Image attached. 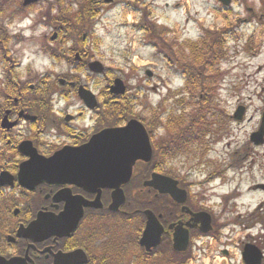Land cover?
Here are the masks:
<instances>
[{
	"label": "flooded vegetation",
	"instance_id": "af4514ba",
	"mask_svg": "<svg viewBox=\"0 0 264 264\" xmlns=\"http://www.w3.org/2000/svg\"><path fill=\"white\" fill-rule=\"evenodd\" d=\"M129 1L131 0H81L80 5L87 18V21L82 18V22L96 26L120 6L128 9ZM230 1L232 3L225 6V10H231L232 5L241 0ZM47 2L48 0H43L40 5H33L36 11L39 9L43 12L40 23L39 16L34 20L45 27L50 23L49 26L52 27L55 25L54 9L42 8ZM255 7L258 9L256 3L254 7L244 3V8L250 11L255 10ZM5 10V7H1L0 13ZM148 10L149 6L146 4V11ZM46 11H50V14ZM63 23L66 26L72 25L68 18H64ZM11 33H15L13 28ZM22 38L19 35L16 39L11 37L8 42L0 40V141L3 145L0 146V264H5V260L18 264H76V261L63 260L64 257L71 256H75L79 264H264V140L255 144L252 139V133L262 125L264 109L259 112L258 119L256 117L254 129L239 137L238 147L233 152L231 143L226 145L228 152L226 164L223 165L224 174L208 176V183L220 179L218 187L225 190L221 200L214 198L217 196L216 186L213 184L210 186L213 193L208 190L211 196L205 199V194L198 193L196 184L187 175L186 179L178 173L175 161L186 147L183 148L182 135L176 141L166 136L164 116L154 119L150 117L152 121H149L142 116L126 114L129 110L125 101L127 99L113 96L114 100L111 98L110 103L114 107H125L122 112L126 115H116V118L119 117L117 122L116 118L111 123L103 122L104 117H101L99 107L103 99V102L109 101L105 100L100 90L88 83L92 82L97 86L99 77L85 73L86 83L72 74L69 75L72 79L60 77L59 88H55L52 81L54 75L48 70L41 71L39 75L38 51L31 53L27 50V46L21 45ZM26 39L33 43L31 36ZM5 45L7 48H4ZM49 46L47 43L41 51L46 57L53 56V52H46ZM82 59L83 57L80 58ZM116 78L117 75H106L108 85H112ZM63 79L64 83L61 82ZM142 84L137 80L136 86L134 85L136 90ZM80 85L92 89L96 94V106H87L81 100ZM67 90L78 93L77 97L85 109L83 120L82 110L73 115L55 108L60 103L58 96L66 102ZM246 107L248 112V106ZM86 113H89L88 117ZM133 118L140 119L147 126L154 156L161 153V157L157 165L140 161L136 163L130 180L122 186L126 198L121 206L117 210L110 209L113 189H102V206L84 207L83 216L73 232L64 236H44L39 231L40 235L35 237L20 236V227L31 224L40 210L59 213L65 206L63 201H54V195L65 186L39 184L28 191L19 185L18 168L29 158L26 154L35 147L42 155L49 156L64 147L82 146L102 129L125 125ZM5 119L7 121L3 126ZM230 119V115L224 117V124L227 125ZM253 121V116H246L239 123ZM10 123H14V127L9 128ZM160 139L162 141L159 145L157 140ZM41 141L45 145H51V149L42 150ZM23 144L26 145L21 147ZM7 172L14 175L13 180L6 176ZM154 172L178 180L181 192L171 183L169 188L168 182L164 180L156 182L159 184L158 189L146 186V181L151 179ZM228 172L233 175L238 173V185H231ZM225 173L228 180L221 184ZM70 187L73 194L82 195L90 201L97 195L74 185ZM31 192L34 195L28 197ZM23 196L29 199L28 205L19 201ZM67 198L70 199L71 196L67 195ZM231 206L234 209L238 207V212L227 210ZM147 210L156 214L162 226L160 243L152 253L146 252V239L142 242L148 221ZM204 214H208L209 226ZM204 224L206 230L201 228ZM181 238L188 239L185 252L174 248L176 239Z\"/></svg>",
	"mask_w": 264,
	"mask_h": 264
},
{
	"label": "rangeland",
	"instance_id": "374dc122",
	"mask_svg": "<svg viewBox=\"0 0 264 264\" xmlns=\"http://www.w3.org/2000/svg\"><path fill=\"white\" fill-rule=\"evenodd\" d=\"M139 1V5L148 4L151 9V17L160 25L168 27L170 31V40L176 42H182L186 38L196 39L202 34L205 28L225 29L230 28V22L236 24L238 20L241 21L240 23H237V33H235L231 26V42L226 44V46L232 45L228 57L225 58L223 56V59L220 58L217 62V66L222 71L219 80V106L226 113L232 115L240 103L247 104L249 106V115L247 116H253L255 121L240 124L228 120L227 125H225L224 122L221 121V117L213 116L210 120L207 118L206 120L207 122L209 121L210 127L208 129L212 132V135L203 142L202 146L201 144L198 146L196 145V148L189 150L182 157L179 156L175 161L178 173L185 178L187 175L189 180L196 184L195 189L199 194H205V199L209 198L211 195L208 193V190L212 192L210 186L213 184L216 186L215 195L217 196L214 198L217 201H220V198L225 192L223 187H218L220 179L217 178L214 183H208L206 182L208 176L213 175L212 173L224 174L223 165L226 164L225 157L226 152H228V149L226 148L228 146L226 145L231 143L233 152V150L238 147L237 142L240 139L239 137H242V134H245V132L249 133L254 129L259 112L264 109V0L237 1L232 5L231 10H225L221 5L219 6L217 0ZM245 1L251 6H254V3H256L257 7L261 8V10L256 9V11H247L244 8ZM8 2L9 4L14 5L19 4V0L6 1V3ZM51 3L52 2H49V4ZM49 7L48 4L42 5V8L46 10ZM135 7L137 6H132V8ZM138 7L140 10V6ZM54 8H56V4L54 5ZM53 13H58V11L53 10ZM139 13L140 11L136 9L125 11L122 8H120V11L117 10L116 12L110 13L109 17L105 19H113V16L117 17L114 21L110 20L108 22L106 20L105 24L107 25L99 23L96 26L95 34L100 40L95 41L93 36H91L89 46L91 47L92 52L90 53V57L94 56V58L102 61L109 69H113L114 71L122 69L126 76L131 73L130 85H135L137 80H140V83H143L142 88H140L135 94L133 91L131 92V94L137 99L133 113L138 111L139 115L152 117L155 112L153 107H157L158 110H162V112L168 108V103H166L167 101L164 98H166V94L170 88L181 89L184 86L182 89V92L186 93L184 95L189 97L190 93L187 85H185L182 74L176 72L173 68L169 70L166 58H163V56L156 52L152 46L147 45L143 41L144 37H142V33L132 25L141 17ZM66 14L69 15L71 24L77 22V18L71 15V11L69 12L66 10L62 17L55 20L58 23V28L60 26H65L62 24V21ZM25 16H27V12L22 11V14L14 20L13 18H7L6 15L1 17V19L5 21L6 25L13 23V27L17 29V27L21 28L18 24L25 20ZM48 17L50 19V16ZM38 19L40 22V17ZM43 22H45V20H43ZM49 24L47 27L41 25V27L35 29V36H37L36 38L38 40L37 44H40V46L45 42L46 44L49 43L50 39H48L47 35L50 36L53 33ZM31 25L33 26V24ZM31 25H27L26 28L28 29ZM32 30H27L26 33L30 35L33 33ZM62 32L63 31L60 30L61 34ZM255 42L257 50L254 54H250L247 49H249L250 46L253 47ZM33 43H36L35 39H33ZM33 43H30L23 37L21 45L27 46V50L33 53L34 51L39 50ZM51 44L52 47H54V51L58 53L57 58L48 60L38 53L39 61L37 66L40 71H50L54 75L52 77L53 85L55 88H59L58 79L60 77L70 78V76L67 75L68 73H71L70 66L68 61L63 59L65 57V51H62V49L67 50L69 45H63L58 40L54 43L51 42ZM135 57H137V59H135L136 64H133V66L136 67V71L140 73H134L132 69H130V61L133 63ZM187 61L191 62L190 60ZM259 67L262 68L260 69ZM147 69L152 70L157 75L151 83L141 77L142 75H145ZM113 70L111 72H113ZM34 74L36 73L34 72ZM224 75L225 78L223 80ZM100 79V86H96L92 82L86 81L85 77L82 78V81H86V83L88 82L94 89L98 91L100 90L104 96L105 89L101 86L107 84L106 77L102 75ZM146 79H148L147 75ZM154 87H157V91L153 89ZM144 88L148 89L144 91ZM61 89L63 90L64 88L62 87ZM65 98L66 102L64 98L58 96L57 100H59L60 103L57 104V107H55L56 109H62L64 113L70 112V114L73 115L77 114L79 110H85L82 101L76 96V92L68 91V96ZM103 101L99 107L102 111L101 117H104L103 122L111 123L113 119L116 118V115H126L125 112H122L124 109L121 106L114 107L110 102ZM174 105L176 109L179 110V105L177 103H174ZM205 114L206 112L204 110L201 109L199 111L198 107L195 106L184 110L183 113L178 115V117H182L187 124L192 125L194 123H192V121L193 119L195 120V117L201 115L205 116ZM88 116L89 113H86V117ZM84 117L85 111L82 120ZM0 146H3L1 141ZM40 146L42 150L45 151L51 149V145H45L42 141ZM228 175V178L232 182L231 185H238V173L233 175L232 172H228ZM223 177L221 184L226 183L228 180L226 173ZM33 195L34 193L32 192L28 193V197ZM19 201H22L26 205L30 203L29 199L25 198V196L20 197ZM8 204L10 205L11 203L8 202ZM216 209L219 208L217 207ZM227 210L238 212V207H235L234 209L231 206V208H228Z\"/></svg>",
	"mask_w": 264,
	"mask_h": 264
},
{
	"label": "water",
	"instance_id": "95a60500",
	"mask_svg": "<svg viewBox=\"0 0 264 264\" xmlns=\"http://www.w3.org/2000/svg\"><path fill=\"white\" fill-rule=\"evenodd\" d=\"M38 0H25L24 4L34 3ZM229 3L230 0H222ZM90 68L94 71H102L100 62L90 63ZM125 85L118 79L112 88L113 92L124 93ZM81 96L92 107L96 105L95 98L90 91L80 89ZM245 109L239 107L235 117L241 119ZM264 126L262 127V130ZM264 132V131H262ZM261 134V133H260ZM31 160L21 166L19 182L28 188H34L37 184L48 183L51 185H75L89 192L97 193L94 202L88 201L83 196H73L72 189L66 187L56 194L54 201H66L65 209L60 214L41 213L36 222L29 228L23 229L19 234L34 237L37 227L46 229L53 228L55 234L64 235L60 230L74 229L83 213V206H102L100 196L103 188H115L113 193V203L111 209L117 210L124 202V192L121 186L126 184L133 172V166L138 159L150 160L152 148L147 132L143 125L132 120L126 127L105 129L95 135L91 141L78 148H65L56 152L50 157L30 151ZM166 180L172 185L175 181L160 175H153V185L157 186L156 180ZM150 185V184H148ZM71 196V198H67ZM119 197V199L117 198ZM154 214L150 216V222L146 228V245L150 250L158 241L153 242L152 236L155 231L153 221ZM209 226V219L206 218ZM158 226V224H157ZM206 230L205 224L201 227ZM188 241V239H185ZM185 241V242H186Z\"/></svg>",
	"mask_w": 264,
	"mask_h": 264
},
{
	"label": "trees",
	"instance_id": "16d2710c",
	"mask_svg": "<svg viewBox=\"0 0 264 264\" xmlns=\"http://www.w3.org/2000/svg\"><path fill=\"white\" fill-rule=\"evenodd\" d=\"M59 7L65 8V1H57ZM145 12V9H143ZM135 28L143 32L146 38H149V44L158 48L160 52L166 53L170 64L176 63V55L179 52L180 44L169 38V29L158 26L155 21L149 18L146 11V20L142 18ZM80 27H72L70 30V39L79 41L82 37ZM226 36L223 31H210L204 30V33L198 40H185L182 43L183 52L192 63H186L182 66L183 75L186 79V85L189 91V97L187 95L181 97L178 100V105L181 107V112L197 106L199 111L202 109L206 112L205 116L201 115L195 117L192 123L195 122L196 131L194 136L196 140L205 136L208 132L207 118L216 116L218 114V107L216 101L218 100V79L221 75V69L217 66V62L226 56ZM82 62L78 63V66H83ZM185 90V89H184ZM185 92H182V94ZM222 113H220L221 115ZM182 124L185 126L184 119ZM190 128V127H189ZM191 134V131L188 130ZM186 136V132L183 131V137Z\"/></svg>",
	"mask_w": 264,
	"mask_h": 264
},
{
	"label": "snow or ice",
	"instance_id": "6c2138e0",
	"mask_svg": "<svg viewBox=\"0 0 264 264\" xmlns=\"http://www.w3.org/2000/svg\"><path fill=\"white\" fill-rule=\"evenodd\" d=\"M63 260H65V261H76V264H79V261L76 259L75 256L64 257Z\"/></svg>",
	"mask_w": 264,
	"mask_h": 264
},
{
	"label": "clouds",
	"instance_id": "9594fccd",
	"mask_svg": "<svg viewBox=\"0 0 264 264\" xmlns=\"http://www.w3.org/2000/svg\"><path fill=\"white\" fill-rule=\"evenodd\" d=\"M25 35H28V33H25ZM133 83H134V81H133Z\"/></svg>",
	"mask_w": 264,
	"mask_h": 264
}]
</instances>
